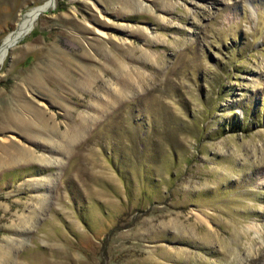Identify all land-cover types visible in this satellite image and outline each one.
I'll return each instance as SVG.
<instances>
[{"label": "rangeland", "instance_id": "1", "mask_svg": "<svg viewBox=\"0 0 264 264\" xmlns=\"http://www.w3.org/2000/svg\"><path fill=\"white\" fill-rule=\"evenodd\" d=\"M0 264H264V0H0Z\"/></svg>", "mask_w": 264, "mask_h": 264}, {"label": "bare ground", "instance_id": "2", "mask_svg": "<svg viewBox=\"0 0 264 264\" xmlns=\"http://www.w3.org/2000/svg\"><path fill=\"white\" fill-rule=\"evenodd\" d=\"M23 23H24V20L19 21V22L16 24V26H17L16 29H18ZM13 35H14V32H13L12 34H10L7 38H5V40H4V42H3V46H6V45H7L8 41L10 40V38H11ZM9 143H11V142L9 141ZM201 219H204V218H201ZM204 221L207 222V220H205V219H204Z\"/></svg>", "mask_w": 264, "mask_h": 264}]
</instances>
